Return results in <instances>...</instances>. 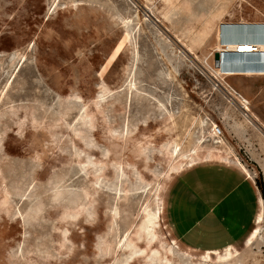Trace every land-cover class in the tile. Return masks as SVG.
Wrapping results in <instances>:
<instances>
[{"label": "rangeland", "instance_id": "rangeland-1", "mask_svg": "<svg viewBox=\"0 0 264 264\" xmlns=\"http://www.w3.org/2000/svg\"><path fill=\"white\" fill-rule=\"evenodd\" d=\"M241 23L264 0H0V264H264V76L212 70ZM212 157L261 199L249 237L203 253L164 196Z\"/></svg>", "mask_w": 264, "mask_h": 264}, {"label": "crops", "instance_id": "crops-1", "mask_svg": "<svg viewBox=\"0 0 264 264\" xmlns=\"http://www.w3.org/2000/svg\"><path fill=\"white\" fill-rule=\"evenodd\" d=\"M239 25L235 26L256 34L237 35L230 30L231 34H227L223 41L241 43L242 38L264 40V24ZM224 57L228 65H224L226 72L223 75L264 76V50L258 54ZM164 199L163 217L170 237L183 248L205 253L221 252L249 237L253 231L254 210L261 197L239 167L212 157L173 175L166 186Z\"/></svg>", "mask_w": 264, "mask_h": 264}, {"label": "bare ground", "instance_id": "bare-ground-1", "mask_svg": "<svg viewBox=\"0 0 264 264\" xmlns=\"http://www.w3.org/2000/svg\"><path fill=\"white\" fill-rule=\"evenodd\" d=\"M242 24V23H241ZM243 25V24H242ZM240 26V25H239ZM239 26H235L234 27H229V29L231 31H233V34H248V35H252V34H256V33H253V31L249 30V29H242L240 30V27ZM258 26V25H257ZM243 28V27H242ZM227 32V30H226ZM260 32V31H259ZM230 33V32H229ZM228 33V34H229ZM262 33V32H261ZM231 34V33H230ZM259 34V33H258ZM227 35V33H226ZM262 35V34H261ZM224 36V35H223ZM235 36V35H234ZM218 46L216 47V52H219L220 53V65L216 68H213L212 70L214 71V73L218 76H221L223 74H225L226 71H224L223 67L224 65H228L226 64L227 63V59L224 57L225 55L226 56H230V54H237V55H251V54H258V53H261L262 50H264V45L263 46H260V43L261 44H264V40L262 42L260 41H257V40H251V39H246V38H242V42L241 43H229V42H225V41H220V39L222 40V38L220 37V32L218 33ZM227 38V37H226ZM224 39V38H223ZM221 44V46H220ZM237 51H240V52H237ZM257 56V55H256ZM234 57V56H233ZM241 57V56H240ZM245 57V56H244ZM242 58V57H241ZM250 58V56H249ZM230 59V58H229ZM235 59V58H234ZM253 59V57H252ZM241 60V59H240ZM243 60V59H242ZM248 60V59H247ZM246 60V61H247ZM244 60V62H246ZM230 63V60L228 61ZM237 62V61H236ZM243 62V61H242ZM238 63V62H237ZM231 64H233L231 62ZM227 67V66H226ZM225 67V68H226ZM234 68V66H233ZM229 70V69H228ZM236 70V68H235ZM242 69H240L241 71ZM251 70V69H250ZM232 71V70H231ZM233 72V71H232ZM235 72V71H234ZM238 100V99H237ZM243 102V99L242 98H239L238 102ZM247 108L249 109V106H247ZM217 129V126L213 127L212 128V133L213 131H215ZM214 134V133H213ZM215 135V134H214ZM216 136V135H215ZM218 137V136H216Z\"/></svg>", "mask_w": 264, "mask_h": 264}, {"label": "built area", "instance_id": "built-area-1", "mask_svg": "<svg viewBox=\"0 0 264 264\" xmlns=\"http://www.w3.org/2000/svg\"><path fill=\"white\" fill-rule=\"evenodd\" d=\"M242 99H243V102H241V101L239 102V107L243 111L244 115L248 116L249 109L247 108V106H249V102H248V100H246L244 98H242ZM213 133L218 137L223 135V131L219 127H217V129L215 131H213Z\"/></svg>", "mask_w": 264, "mask_h": 264}, {"label": "water", "instance_id": "water-1", "mask_svg": "<svg viewBox=\"0 0 264 264\" xmlns=\"http://www.w3.org/2000/svg\"><path fill=\"white\" fill-rule=\"evenodd\" d=\"M215 65L216 67L220 65V53L219 52L215 53Z\"/></svg>", "mask_w": 264, "mask_h": 264}, {"label": "trees", "instance_id": "trees-1", "mask_svg": "<svg viewBox=\"0 0 264 264\" xmlns=\"http://www.w3.org/2000/svg\"><path fill=\"white\" fill-rule=\"evenodd\" d=\"M261 190H262V194H263V197H264V188L263 186H260Z\"/></svg>", "mask_w": 264, "mask_h": 264}]
</instances>
